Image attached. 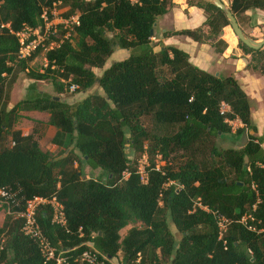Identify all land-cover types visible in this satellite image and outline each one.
<instances>
[{"label":"trees","instance_id":"16d2710c","mask_svg":"<svg viewBox=\"0 0 264 264\" xmlns=\"http://www.w3.org/2000/svg\"><path fill=\"white\" fill-rule=\"evenodd\" d=\"M187 2L204 10L207 30L162 36L207 42L228 25L210 1ZM55 6L63 9L62 19L76 15L77 24H54L42 44L21 56L16 33L42 32ZM170 7V0H0V187L15 192L21 205L32 196L55 197L64 224L51 221L47 204L35 216L67 264H85L75 259L83 250L94 251L104 264L118 252L121 264H264V151L249 98L233 76L197 68L186 52L171 45L153 50V24ZM253 8L264 10V0L228 3L237 23ZM214 44L216 51L225 46L221 39ZM238 46L250 54L252 68L264 58V48ZM114 49L128 55L95 75L92 68L103 67ZM40 53L45 64L32 70L29 64ZM20 73L49 82L51 92L28 90L8 107ZM64 83L77 85L72 92L96 84L101 93L69 104L60 100ZM221 102L229 112L219 113ZM30 110L47 113L58 154L39 147L34 129L23 134L15 127L21 112ZM225 117L241 126L231 130ZM243 133L242 145L217 147L218 138L229 135L237 143ZM142 154L145 181L137 172ZM85 167L99 169L100 178L86 175ZM0 209V264H53L20 231L21 219ZM216 214L228 219L220 234ZM243 215L252 219L239 222Z\"/></svg>","mask_w":264,"mask_h":264},{"label":"crops","instance_id":"0c3cea01","mask_svg":"<svg viewBox=\"0 0 264 264\" xmlns=\"http://www.w3.org/2000/svg\"><path fill=\"white\" fill-rule=\"evenodd\" d=\"M220 1L228 7L229 0ZM170 2L171 7L156 19L153 36L150 37L153 44V50H158L160 45H171L186 52L188 55V61L197 68L221 76H233L240 88L249 98V113L255 126L254 134L257 136V140L264 151V58L258 62L257 67L252 68L249 64L250 54L243 52L238 46V41L228 25L222 27L218 35H216L211 41L207 42H196L187 36L179 34L165 37L162 36V32L164 31H176L196 27H200L203 31L207 30V27L203 25L206 13L202 8L188 3L187 0H170ZM238 25L245 35L254 40H259L264 36V10L257 8L246 9L243 13V18L240 19ZM217 39H221L225 43L224 47L218 46L219 48L222 47L221 51H216L214 42ZM261 48H264V45L261 46ZM124 50L126 49H114L109 57L114 56V61L121 60L118 59V56L123 54V59L128 55L123 52ZM35 59L36 56L33 57L31 63L35 61ZM40 59L43 61V63L41 62V65L44 66V57L42 56ZM38 71H41V68L38 69ZM20 75L21 73L17 77L15 83L19 80ZM26 82V87L28 88L24 90L23 94L25 96H27L28 90H31L34 94L38 92H51V85L45 80L27 78ZM15 83L10 91L8 107L13 105L10 98ZM31 86L33 87L31 88ZM88 91L89 89L82 92V95L72 101L64 100L61 97L60 100L71 104L84 98L87 95L85 92L88 93ZM21 114L24 115L21 117L25 119V125H17V121L15 125L16 128H19L23 134H28L34 129V135L36 136L38 145L42 150L52 152L54 149L58 148L50 143V138L53 136L55 128L52 125L45 123L47 113L30 110L22 111ZM36 123L42 125L40 131L34 128V124ZM234 125L235 127L231 130L240 126L239 120H236ZM44 144H46L45 147H43ZM95 170L97 171L98 169H91L90 173Z\"/></svg>","mask_w":264,"mask_h":264},{"label":"built area","instance_id":"2783aa9c","mask_svg":"<svg viewBox=\"0 0 264 264\" xmlns=\"http://www.w3.org/2000/svg\"><path fill=\"white\" fill-rule=\"evenodd\" d=\"M54 8L51 11L52 19L48 22H45L43 25L42 32H38L37 30H31L30 28H26L24 31L16 33L18 36V41L20 43V55L26 56L30 54L38 45L42 44V42L47 38L48 32L53 31L54 24L62 23L63 26L67 23L77 24V16L72 15L66 19H56ZM32 34V38L25 42L28 34ZM52 43H49L51 46ZM77 88V85L74 83H70L67 87L69 92L74 91ZM229 112V107L221 102L219 105V113L225 114ZM229 126L232 127L234 122L238 119L232 118L229 119L225 117L223 119ZM241 126V123H240ZM144 158V156H143ZM147 165L146 160L144 159V166ZM144 166H137V172L139 174V179L141 181H145L146 173L144 171ZM157 168V165H156ZM252 189L254 186L252 185ZM15 192L11 191L8 188L0 187V206L6 214H11L14 218L21 219L20 231L30 239L36 242L40 253L42 254L44 261H51L53 264H67V257L63 255L62 250H57L54 246L49 244L48 239L44 236L38 226L35 212L37 208L43 204H47L51 208V221L64 224V218L62 213L61 204L55 199L54 196L49 198L41 197V196H32L24 200L23 205L19 204L18 200L15 197ZM12 207H16L17 209H12ZM202 209H205L202 207ZM216 225L219 230V234L225 229V226L228 222V219L223 215L216 214ZM252 219L248 215H243L240 217L239 222H245L246 219ZM78 262H82L85 264H104V262L97 258L96 253L92 250H83L80 252L75 258Z\"/></svg>","mask_w":264,"mask_h":264},{"label":"rangeland","instance_id":"374dc122","mask_svg":"<svg viewBox=\"0 0 264 264\" xmlns=\"http://www.w3.org/2000/svg\"><path fill=\"white\" fill-rule=\"evenodd\" d=\"M54 13H55V17H56V19H62V10L63 9H61V8H59L58 6H55L54 7ZM66 26H67V28L69 29L70 27H71V24H70V22L69 23H67L66 24ZM26 31V30H25ZM123 52H125V54H128V51H126V50H124ZM123 55V54H122ZM122 55H120V56H118L119 58L118 59H122V57H124V56H122ZM42 57V53H40V54H38V55H36V59H35V61H33L32 63H30L29 65H30V67L32 68V70H38V69H40V68H43V66L41 65V62L43 63V61H41V58ZM121 57V58H120ZM113 59H115L114 58V56L113 57H109V58H107L106 60H105V62H104V64H103V67H93L92 69H93V72L95 73V75H99L100 73H101V71H102V69L104 68V67H108L109 65H110V63H112L114 60ZM27 81V77L25 76V74L24 73H21V75H20V78H19V80L15 83V85H14V87H13V91H12V96H11V98H10V100H11V103L13 102H15L16 100H18L19 98H22V97H24L25 95L23 94L24 93V90L25 89H27L28 87H26V82ZM90 94H94V93H101V91H100V89L98 88V86L96 85V84H94L90 89H89V91H88ZM27 93H28V91H27ZM26 94V93H25ZM85 94H87V92H85ZM80 95H82V92L80 91L79 92V90L78 91H75V92H68L67 91V88H66V85H65V83H64V86H63V90H62V92H61V97L64 99V100H67V101H72V100H74V99H76L78 96H80ZM12 103V104H13ZM22 116H24V115H22ZM40 122V121H39ZM42 123V122H41ZM237 123V122H236ZM17 125H20V126H23V125H25V119L23 118V117H20L19 118V120H18V123H17ZM232 127L234 128L235 127V125H232ZM34 128H36V130H41L42 129V125L40 124H34ZM230 128H231V126H230ZM232 129V128H231ZM245 140H246V134L245 133H243V134H241L238 138H237V143H234V139H231L230 137H229V135H225L223 138H218L217 140H216V144H217V147H219V148H224V147H229V146H235L236 144H239V145H242L244 142H245ZM45 145L46 144H44L43 145V147H45ZM59 149L58 148H56V149H54L51 153L53 154V155H56V154H58L59 152ZM125 152H126V154L128 155V157L130 158V150L128 149V148H126L125 149ZM143 156H144V158H143ZM144 159L146 160V162H148L147 161V158H146V156H145V154H142L140 157H139V159L137 160V165H139L140 164V166L142 167V166H144ZM156 159H158V158H156ZM157 164L159 165V164H162V161H158L157 162ZM86 169H84L85 170V172L84 173H86V175H90L91 174V176L93 177V178H96V179H99L100 178V176H101V172H100V170L98 169L97 171L95 170V171H91L92 173H90V169H88L87 167H85ZM98 172V173H97ZM3 216H4V213L2 212V210L0 209V223H1V221H2V218H3ZM137 225V224H136ZM126 228L127 227H125V228H123V229H121L120 230V234L122 235L123 233H124V231L126 230ZM169 229H170V231L172 232V234H173V236H174V238H177L178 237V233L175 231V229H174V227L171 225V224H169ZM111 263L112 264H121V253L120 252H118L117 253V255L114 257V258H112L111 259Z\"/></svg>","mask_w":264,"mask_h":264},{"label":"water","instance_id":"95a60500","mask_svg":"<svg viewBox=\"0 0 264 264\" xmlns=\"http://www.w3.org/2000/svg\"><path fill=\"white\" fill-rule=\"evenodd\" d=\"M208 1H210L214 6H216L217 8H219L224 12V15L228 21V26L231 29L237 41L241 42L243 45L252 49H258L264 45V36H262V38H260L259 40H254L242 32L236 19L234 18L228 7L225 4H223L220 0H208ZM149 33L152 34V30H150ZM214 75L217 74L215 73Z\"/></svg>","mask_w":264,"mask_h":264}]
</instances>
